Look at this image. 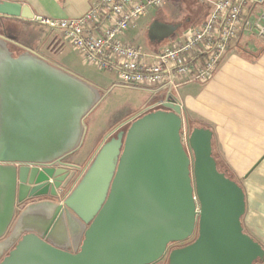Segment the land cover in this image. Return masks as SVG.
<instances>
[{"label": "water", "instance_id": "water-1", "mask_svg": "<svg viewBox=\"0 0 264 264\" xmlns=\"http://www.w3.org/2000/svg\"><path fill=\"white\" fill-rule=\"evenodd\" d=\"M0 15L42 19L7 0H0ZM11 41L0 33V264L264 260V247L242 224L244 189L218 168L213 131L194 127L188 152L181 108L172 103L113 130L63 202L26 203L57 197L71 181L68 169L79 165L62 161L79 150L102 98L99 87L30 47L15 55ZM56 162L62 167L43 172L19 167Z\"/></svg>", "mask_w": 264, "mask_h": 264}, {"label": "crops", "instance_id": "crops-1", "mask_svg": "<svg viewBox=\"0 0 264 264\" xmlns=\"http://www.w3.org/2000/svg\"><path fill=\"white\" fill-rule=\"evenodd\" d=\"M7 1L29 5L36 16L70 18L83 15L94 0ZM148 13L128 29L124 39L145 48L160 49L165 45L163 42L175 34L177 25L152 21ZM0 33L38 51L54 64L74 73L78 71L68 47L78 51L58 29L35 20L0 15ZM242 41L248 43V52L229 48L214 77L207 83L187 84L189 89L185 97L182 92L181 96L188 119L197 127L213 131V153L220 167L232 174L245 192L244 230L264 247V42L253 37ZM14 49L21 50L18 46ZM97 149L80 162L73 160L75 153L71 160L84 166L92 160ZM19 167L43 172L56 165L22 164ZM45 199L58 201L51 195H40L28 198L26 203Z\"/></svg>", "mask_w": 264, "mask_h": 264}, {"label": "built area", "instance_id": "built-area-1", "mask_svg": "<svg viewBox=\"0 0 264 264\" xmlns=\"http://www.w3.org/2000/svg\"><path fill=\"white\" fill-rule=\"evenodd\" d=\"M167 0H94L79 17H42L41 23L60 30L89 63L101 70H114L121 86L149 95L131 123L172 103L181 108V141L190 152L189 132L185 131V104L181 88L187 84L209 82L229 51L231 44L246 37L264 42V0H199L207 8L200 25L185 28L160 49H149L135 41H126L128 29L151 9ZM91 160L76 169L66 187L57 188L63 202L83 177ZM61 165H57L56 168ZM69 172L71 168L68 169ZM75 170V169H74ZM53 182V179H50ZM196 210H200L194 194Z\"/></svg>", "mask_w": 264, "mask_h": 264}, {"label": "rangeland", "instance_id": "rangeland-1", "mask_svg": "<svg viewBox=\"0 0 264 264\" xmlns=\"http://www.w3.org/2000/svg\"><path fill=\"white\" fill-rule=\"evenodd\" d=\"M207 11L206 6L199 0H167L162 7L151 9L147 17L153 18L152 21H167L177 25L175 34L163 42L167 44L185 28L200 25L205 19ZM230 48L242 51L250 49L246 41L235 42L231 44ZM68 49V53L74 63L73 65L78 70L75 73L99 87L102 98L101 102L86 119L85 135L79 150L73 158L75 162H80L87 155L92 154L118 124L132 118L136 112L140 111L149 95L142 91L121 86L113 87V84L118 81L117 73L114 70H101L86 63L84 56L79 52L73 51V48L68 47ZM11 50L15 55L19 53L14 48ZM188 87V85L182 87L181 92L184 97L189 89ZM186 111V120L183 121V126L185 131L190 133L197 126L188 119ZM230 175L233 176L232 174ZM195 237L196 233L190 240ZM260 264H264V262L260 261Z\"/></svg>", "mask_w": 264, "mask_h": 264}, {"label": "flooded vegetation", "instance_id": "flooded-vegetation-1", "mask_svg": "<svg viewBox=\"0 0 264 264\" xmlns=\"http://www.w3.org/2000/svg\"><path fill=\"white\" fill-rule=\"evenodd\" d=\"M11 39V38H10ZM12 40V39H11ZM9 45H10V48L12 49V48H14V46L16 47V46H18V47H20V51H19V53L20 52H22L23 51V48L21 47V43H19V42H15L14 40H12L10 43H9ZM24 46V45H23ZM18 54V53H17ZM124 122H126V121H124ZM124 122H121L120 124H118L113 130H115L119 125H121L122 123H124ZM112 130V131H113ZM111 131V132H112ZM111 132H110V134H111ZM112 135V134H111ZM73 155V154H72ZM72 155H70V156H68V157H66L62 162L63 163H73L72 162V160H71V156ZM62 162L61 163H59V162H56V163H54V165H61L62 164ZM74 164V163H73ZM62 167V166H61ZM72 171H74V176L77 174V172L78 171H76V169L74 170L73 168H71V170H70V173L72 172ZM55 198V197H54ZM192 241V240H191ZM182 245H184L183 243H175L174 245H173V247H179V246H182ZM260 261L261 260H259V261H257V262H255V264H260ZM261 262H264V260L263 261H261Z\"/></svg>", "mask_w": 264, "mask_h": 264}, {"label": "trees", "instance_id": "trees-1", "mask_svg": "<svg viewBox=\"0 0 264 264\" xmlns=\"http://www.w3.org/2000/svg\"><path fill=\"white\" fill-rule=\"evenodd\" d=\"M244 51H245V52H248V50H244ZM213 155H214V153H213ZM214 156H215V155H214ZM215 158H216V157H215ZM216 160H217V159H216ZM217 164H218V168H219L220 171L224 172L228 177H230L231 179L235 180V179L233 178V176H231L230 173H229L228 171L223 170V169L220 167L218 161H217Z\"/></svg>", "mask_w": 264, "mask_h": 264}]
</instances>
